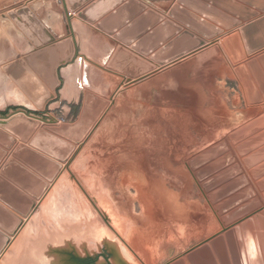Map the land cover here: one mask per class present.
I'll use <instances>...</instances> for the list:
<instances>
[{
	"label": "rangeland",
	"instance_id": "obj_1",
	"mask_svg": "<svg viewBox=\"0 0 264 264\" xmlns=\"http://www.w3.org/2000/svg\"><path fill=\"white\" fill-rule=\"evenodd\" d=\"M57 1L0 0V112L20 102L19 97L26 98L1 66L19 56L20 35L32 46L8 12L28 7L45 25L42 15L57 6ZM77 59L83 60L84 55ZM188 78L204 79L197 70L193 77L176 73L164 84L148 89L136 84L133 101L128 83L120 91V86L107 84L102 91L111 88L108 99L90 89L101 86L85 85L82 107L89 95L105 104L89 123L74 125V130L66 126L76 124L79 115L71 121L51 116L47 113L49 102L43 110H36L37 115L18 109L0 116L6 119L21 111L36 120L25 130V141L21 140L28 146H20L27 149L29 160L48 167H52L50 162L58 165L50 181L38 175L47 187L39 203L35 201L22 217L5 253L0 254V264H80L72 254L95 258L98 253L105 257L110 253L107 260L111 264H168L176 259L184 262L183 256L188 262L187 252L209 245L212 237L223 235L236 221L224 223L226 216L238 210L228 212L238 198H227L238 181L249 183L246 190L257 195L241 207L257 209L264 198V178L259 179L264 173V146L245 150L237 146L255 134L248 133L251 127L247 126L264 114L250 117L242 102L234 112L218 116L210 91L194 93L205 100L196 116L185 115ZM202 87L212 89L211 84ZM0 135L13 138V142L19 139L1 126ZM34 135L42 143L54 142L50 148L54 153L34 147L30 143ZM5 140H0V146ZM247 170L252 176L249 182L244 177ZM127 182L130 185L126 186ZM217 216L223 226L220 232L211 229L212 218ZM89 264L109 263L99 254Z\"/></svg>",
	"mask_w": 264,
	"mask_h": 264
},
{
	"label": "water",
	"instance_id": "obj_2",
	"mask_svg": "<svg viewBox=\"0 0 264 264\" xmlns=\"http://www.w3.org/2000/svg\"><path fill=\"white\" fill-rule=\"evenodd\" d=\"M58 0L65 10L66 20H69L70 13L78 18L94 25L99 30L111 35L113 38L128 45L141 55L148 56L149 59L159 65H164L173 61L188 52L204 45L205 39H211L218 35L221 30L200 20L190 11H210L207 5L199 0H175V3L167 11V16L185 24L188 28L195 31H203L205 39L198 38L188 30H182L181 27L172 20H164L162 14L154 11L141 0ZM208 2L221 5H232L238 10H244L249 15H255V12L249 11L241 5L231 2L230 0H206ZM245 1L251 5L261 7L264 10V0H239ZM140 14L137 18L132 19L134 15ZM9 17L15 22L19 29L32 43L34 49L30 50L23 56L6 62L1 66L4 73L10 80L26 95L35 110H43L45 105L56 97L57 88L60 86L59 67L68 64L74 60L77 55L76 44L71 35L54 41L55 37L40 19L28 8L21 7L15 12L9 11ZM149 18L147 26L146 19ZM222 25L225 28H231L237 25L236 20L227 17H221ZM148 20V19H147ZM153 30L146 32L151 25H156ZM69 33V28L67 27ZM240 32L248 53L264 47V15L240 27ZM173 35H176L172 37ZM172 37L161 48L160 44ZM222 46L227 52L234 66V71L241 81L247 100L250 104L259 103L264 100V53L257 55L256 59L245 61L244 64H237L244 58L242 47L237 35H230L223 38ZM106 68L123 74L126 78L125 83L130 82L152 70L154 66L146 64L139 57L125 49L119 48L114 52L106 64ZM104 101L96 96H88L84 100L83 107L79 114V120L76 124L66 126L67 129L74 130V125L83 126L89 123L91 118L96 117L104 106ZM36 120L30 119L21 111L11 114L6 119H0L1 128L25 141V130L29 125H35ZM22 125V126H19ZM264 125V118L251 122L247 127L248 133ZM34 126H30L33 128ZM245 129V128H244ZM25 135V136H24ZM13 136V137H14ZM6 139L8 144L13 142V138L1 136L0 140ZM34 147L53 148L54 142H44L37 140L36 136L30 142ZM264 143V129L254 134L251 138L239 144L237 148L251 149L256 148ZM264 148V147H263ZM25 146H18L13 156L26 167L34 172H29L21 165L17 164L30 179L25 180L26 184L13 179L23 191H26L28 197L26 205H15L8 198L0 195V201L6 205L0 204V254L4 251L11 237L22 222V217L28 213L35 205V200L39 199L46 189L47 184L44 180L53 179L55 170L58 165L50 162L52 167L37 164L29 160L22 151H26ZM51 152L54 153L52 149ZM12 160L8 161L9 165ZM6 166V165H5ZM4 172V171H3ZM40 175V176H38ZM34 180V181H33ZM19 194V193H18ZM23 198V196H22ZM9 209H16L11 212ZM245 209V208H244ZM239 210V211H238ZM232 215L224 218V223H230L245 215L243 207L238 208ZM243 239L246 243V252L251 264L253 260L260 255V249L264 253V210L254 214L252 218L240 222L239 226H232L224 231L223 235H216L209 241V245H201L198 248L187 252V264H243L244 251ZM261 245V246H260ZM104 251V247L102 248ZM108 253V252H107ZM106 261L111 264L104 254ZM75 256L72 254V259ZM79 258V257H78ZM88 258H91L88 256ZM91 261V262H92ZM89 264V263H88ZM168 264H185L181 259H176Z\"/></svg>",
	"mask_w": 264,
	"mask_h": 264
},
{
	"label": "crops",
	"instance_id": "obj_3",
	"mask_svg": "<svg viewBox=\"0 0 264 264\" xmlns=\"http://www.w3.org/2000/svg\"><path fill=\"white\" fill-rule=\"evenodd\" d=\"M91 1L92 0H89L88 2ZM141 1L147 6V9L151 8L159 14H162L163 19L160 22H163L166 19L172 20L173 22H175V24L179 25L182 30H188L198 38L205 39L204 33H201L203 31L199 32L190 29L185 24L180 23L174 20L173 18L167 16V11L171 7V5L175 3V0ZM199 1H201L213 10H191L190 12L200 20L214 26L215 28L220 29L221 32L211 39H205L206 43L204 45L164 65H159L149 59L148 56L139 54L135 50L131 49L128 45L122 44L121 42L113 38L111 35L99 30L94 25L78 18L73 13H70L69 20H66L65 10L63 9L62 4L60 6L58 4L55 7L52 6L49 9L50 11H47L42 15L45 25L50 28V32L55 37L54 41L59 40L60 38H63L65 36L71 35L76 44L77 55L74 60H72V62L59 67L58 70L61 83L60 86L57 88L56 97L49 101V103L47 104V113L51 116L56 115L68 118L67 120L70 121L74 120L81 111L83 101L82 91L84 90L85 85L96 84L101 86L100 89L92 87H90V89L98 93L101 97H104L105 99H108L110 95L109 92L111 91V88H106L105 91H102L104 87H107V84H112V86H120V91L122 89L121 86L125 84L124 80L126 77L119 72L106 68V64L111 58L112 54L116 52L117 49L122 48L130 52L131 54L136 55L146 64L154 66L152 70L128 82V84L131 83V88L129 89V91L132 95V101L133 94L136 90V84L137 86L139 85L138 87H147L148 89L150 88V86L155 87L156 85L164 84L168 78H173L176 73H178L179 75L185 74V76L193 77L194 72L198 70L204 78L203 81H197L196 79L190 78H188L189 80L186 79L187 82L185 85L187 86V89L186 91H184L190 96L186 97L185 100L187 101V104L182 109L186 111L185 115L196 116V110L201 107L203 100H205L203 96H196L197 92L204 93L210 91L214 93L212 100L215 103L214 105H216V107L214 106V108H216L218 116L226 115V111L234 112L236 106L238 107L242 102L246 107V114L250 117L252 116L254 118L258 115L264 114V100L262 102L254 104H250L248 102L244 87L234 71V66L230 60V57L228 56L227 52L221 44L223 38L234 34L237 35L239 43L242 47V52L244 53V58L237 64H244L245 61L250 59H256L257 55L263 54L264 47L251 53L247 52L240 32V27L260 16H263L264 10H262L261 7L251 5L245 1L230 0L231 2L241 5L247 10L256 13L255 15L251 16L248 12L244 10H238L232 5H221L217 3L215 4L206 0ZM140 14L142 13L134 15L131 20L137 18ZM221 17H227L231 20H236L238 23L237 25L227 29L222 25L223 21H221ZM145 19L146 22H148L146 23L148 26L149 18L146 17ZM160 22L156 25L151 24L146 29V32L153 30L156 26L161 24ZM67 27L69 28V33L67 32ZM174 36L176 35H173L172 37ZM172 37L169 36L168 39L162 44H160L158 48L164 46L167 42H169ZM19 47V56H23L30 50L34 49V47L31 46L28 43L27 39L22 35H20L19 37ZM79 54L84 55L83 60L77 59V56ZM209 79H211V81H209ZM204 80L206 81V84L204 83ZM210 84L212 86L211 90L210 87H202L203 85L208 86ZM119 91H117L115 95H120ZM194 93H196V95H193ZM191 94L193 96H191ZM19 101L20 102L17 101L13 105V109L9 108L7 109V111H1L0 116H7L8 114H10L11 111L18 109H23L29 114L33 113L37 115L39 113L30 105L26 104V101H28L27 97H19ZM8 105L10 106V104ZM198 115L201 116L200 113ZM227 125L229 126L230 122H228ZM263 129L259 127L254 132L256 134V132H260ZM249 138L250 137L246 138L245 140H248ZM20 144L28 146L26 142H22L17 138H15V142L10 143L8 146H6V142H4V146H0V195L8 198L10 202H13L14 206L19 204L24 206L27 203L26 199H28V197L31 198L30 195L26 193V191H23L20 186L17 185L13 179H11L14 178L15 180L22 182L23 184H26L25 180L30 179L29 176H27V174H25L22 169L17 166V164L21 165L23 168H25V170L27 169V167L23 163H20L13 156L16 147H18V145ZM263 146L264 144L259 145L256 148H261ZM250 153L251 151L247 154L249 155ZM22 154L26 155V151H22ZM8 160H12V163L5 166V163ZM31 172L34 173L33 171ZM5 173L11 178L6 176ZM247 173L248 174L244 177L245 179H247V182H249L252 176L251 174H249L248 170ZM237 177L238 176H236V178ZM234 178L235 177H231V179ZM262 178H264V173L259 176V179ZM248 187H250L249 183L245 184L241 181H238V183L232 186V191L228 192L227 198L236 196L238 198V202L236 204L231 205L228 209V212L235 211L241 206H244L251 202L253 198H257L256 193H253V195L248 193V191L246 190ZM263 191H260V193H262ZM261 198L262 199L259 198L261 200V204L257 209L252 210V205L243 209L245 212L247 211V213L236 221H234L229 226H239L240 222L245 220L247 217L251 218L253 214L259 213L261 210H264V198ZM39 200L37 199L35 201L39 203ZM0 204L4 207H7L1 201ZM9 210L11 212H16V209ZM212 219V222L214 224L211 225V229H217L218 231L223 227L219 216ZM242 243L244 251L243 264H251V261L249 260L246 252V243L244 239ZM259 249L260 255L258 258H255L253 260V264H264V253L260 247ZM4 253L5 250L1 253V255ZM182 258L184 259L185 264H187L186 258L184 256Z\"/></svg>",
	"mask_w": 264,
	"mask_h": 264
},
{
	"label": "flooded vegetation",
	"instance_id": "obj_4",
	"mask_svg": "<svg viewBox=\"0 0 264 264\" xmlns=\"http://www.w3.org/2000/svg\"><path fill=\"white\" fill-rule=\"evenodd\" d=\"M73 260L76 261L77 263H80V264H88L93 259L92 258H78V257H74Z\"/></svg>",
	"mask_w": 264,
	"mask_h": 264
},
{
	"label": "bare ground",
	"instance_id": "obj_5",
	"mask_svg": "<svg viewBox=\"0 0 264 264\" xmlns=\"http://www.w3.org/2000/svg\"><path fill=\"white\" fill-rule=\"evenodd\" d=\"M131 84V83H130ZM120 128H122V127H120ZM132 131V130H131ZM134 131V130H133ZM133 131H132V133H133ZM135 131H136V129H135ZM144 133V132H143ZM142 134V133H141ZM124 135H125V133H124ZM144 135H145V133H144ZM115 137V136H114ZM119 139V138H118ZM108 141V140H107ZM115 141V140H114ZM113 141V142H114ZM112 142V141H111ZM113 144V143H112ZM128 160V159H127ZM90 178V177H89ZM112 178V177H111ZM116 180V179H115ZM114 180V181H115ZM137 180V179H136ZM128 181V180H127ZM113 182V181H112ZM115 182H117V180L115 181ZM115 182L113 183V184H115ZM111 183V182H110ZM125 185L126 186H128V185H130V183L129 182H127V183H125ZM131 185H133V186H135V184L134 183H131ZM115 187V186H114ZM136 188H137V190H139V188H138V186H137V184H136V186H135ZM110 189V188H109ZM115 189H117V188H115ZM114 189V190H115ZM110 192V191H109ZM112 193V192H111ZM113 196V195H112ZM107 201V200H106ZM108 203V202H107ZM114 216V215H113Z\"/></svg>",
	"mask_w": 264,
	"mask_h": 264
}]
</instances>
